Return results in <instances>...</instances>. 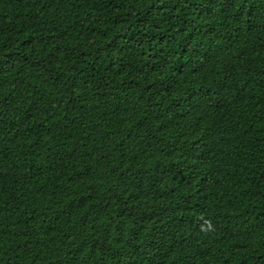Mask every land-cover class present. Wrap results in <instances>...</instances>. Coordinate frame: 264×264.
<instances>
[{
  "label": "trees",
  "instance_id": "obj_1",
  "mask_svg": "<svg viewBox=\"0 0 264 264\" xmlns=\"http://www.w3.org/2000/svg\"><path fill=\"white\" fill-rule=\"evenodd\" d=\"M0 264H264V0H0Z\"/></svg>",
  "mask_w": 264,
  "mask_h": 264
}]
</instances>
